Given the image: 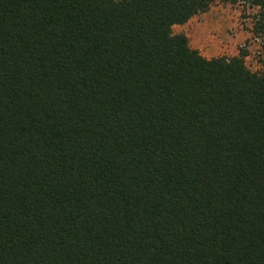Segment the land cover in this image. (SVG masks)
I'll return each mask as SVG.
<instances>
[{"label":"trees","instance_id":"16d2710c","mask_svg":"<svg viewBox=\"0 0 264 264\" xmlns=\"http://www.w3.org/2000/svg\"><path fill=\"white\" fill-rule=\"evenodd\" d=\"M215 1L0 0V264H264V60L173 33Z\"/></svg>","mask_w":264,"mask_h":264},{"label":"rangeland","instance_id":"374dc122","mask_svg":"<svg viewBox=\"0 0 264 264\" xmlns=\"http://www.w3.org/2000/svg\"><path fill=\"white\" fill-rule=\"evenodd\" d=\"M262 14L264 11L250 4L216 0L208 12L174 26L173 33L186 35L190 46L207 58H231L245 50L247 65L256 71L264 60V33L257 29Z\"/></svg>","mask_w":264,"mask_h":264}]
</instances>
